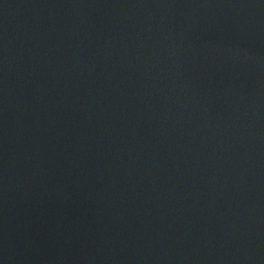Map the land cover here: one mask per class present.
Returning <instances> with one entry per match:
<instances>
[{
  "label": "water",
  "instance_id": "1",
  "mask_svg": "<svg viewBox=\"0 0 264 264\" xmlns=\"http://www.w3.org/2000/svg\"><path fill=\"white\" fill-rule=\"evenodd\" d=\"M0 264H264V0H0Z\"/></svg>",
  "mask_w": 264,
  "mask_h": 264
}]
</instances>
